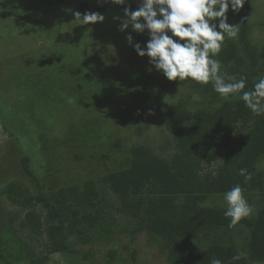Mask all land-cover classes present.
Instances as JSON below:
<instances>
[{
	"label": "trees",
	"instance_id": "trees-1",
	"mask_svg": "<svg viewBox=\"0 0 264 264\" xmlns=\"http://www.w3.org/2000/svg\"><path fill=\"white\" fill-rule=\"evenodd\" d=\"M253 1L247 0L238 14L228 12V22L238 23L239 34L235 39H227L219 56L214 57L221 61L222 69L229 75L238 79L247 77L245 90H251L253 83L264 76V42L252 41L254 27L261 25L248 20L255 12ZM124 7L135 9L137 3L117 5L109 2L102 6L80 3L75 12L104 13L123 11ZM42 33L40 30L39 36L43 37ZM147 39V32L133 34V44L140 43L143 47ZM43 43L51 45L47 40ZM44 44L33 46L30 52L34 49L43 55ZM116 45L110 54L100 52L99 56L82 58L81 67L86 60L98 65L97 68L92 63L91 68L84 71L81 68L83 72L79 67H72V63L71 67L64 65L61 61L64 51L59 47L56 48L58 54L50 58L41 55L39 61L35 52L29 53L28 58H35L37 66L41 67L38 70L36 67L35 72L42 84L39 97L43 101L61 100L64 93L65 106H71L66 110L70 112L75 107L73 103L79 105L83 100L77 95L73 97L69 90L63 92L60 84L65 85L74 77L75 86H80L84 97V92L91 95V86L97 85V95L118 105L106 103L109 107L105 109L103 119L101 115L85 119L80 127L86 128L89 123L97 126V130L99 127L117 130L111 126L113 110L128 115L134 111L136 122L129 127L131 131L125 134L119 131L121 135H131L134 140L132 143L124 141L121 135L112 136L101 128L90 139H104L107 148L103 151L124 149L121 159L106 164L113 170L98 163L90 167L91 176L83 182L54 188L46 180L40 182L32 177L27 168L28 159L22 155L24 148L13 139L12 131L5 129L9 138L7 144L12 142L16 147V152H12L17 153L13 161L17 171L12 177L4 178L0 168V195L21 213L16 220L18 230L27 234L29 241L38 243L40 250L38 256L27 251L23 257L16 258L8 248L10 246L0 240V264L25 263L28 257H31L29 264H46L52 258L69 259L70 264H91L92 253L84 251L83 246L95 239L107 241L114 237L116 228H122V234L129 239L132 264H137L138 251L134 245L141 237L166 264H211L213 259L221 260L222 264H264V115L252 114L238 94L222 99L212 90L211 83L201 85L191 79L168 81L148 63L147 57H139L132 46L127 44L123 49L120 46L123 44L115 48ZM126 57L131 60L130 64L126 63ZM58 60L62 68H58L56 75H46L47 66L54 63L58 66ZM100 60L109 64L112 60L122 61L120 65L130 66V73L126 78L121 71L111 70L109 74V71L99 69ZM101 73L108 76L103 77ZM118 76H123L124 83L128 80L126 84H130L124 85L130 91L127 100L107 89ZM31 78L27 77L28 87ZM55 87L61 91H54ZM131 88L137 92L134 94ZM163 94L168 95L166 105L159 102ZM68 99H72V104ZM121 100H124L123 104ZM90 105L94 111L93 103ZM150 111L152 114H148ZM151 120L157 121L163 132H159L161 136L156 148L150 145L147 135ZM109 122L111 127L106 125ZM102 130L103 133L106 130L104 137ZM1 147L2 144L0 153ZM81 158L82 155H75L76 161ZM241 168L247 169L251 180L246 182L238 174ZM24 177L32 179L31 188L25 185ZM235 184L244 189L253 214L229 227V219L223 215L227 207L223 193ZM238 252L245 255L240 260H233ZM107 255L113 261L115 252L111 250Z\"/></svg>",
	"mask_w": 264,
	"mask_h": 264
},
{
	"label": "rangeland",
	"instance_id": "rangeland-1",
	"mask_svg": "<svg viewBox=\"0 0 264 264\" xmlns=\"http://www.w3.org/2000/svg\"><path fill=\"white\" fill-rule=\"evenodd\" d=\"M129 2L136 3L135 0H128ZM80 3L92 6L107 4L103 3L102 0L101 2H98V0H0V129L6 134L12 131L13 139H16L17 144L24 148L22 155L28 159L27 168L32 173V177L40 182L46 180V183L54 188L81 183L91 176L90 167H94L98 163H102L103 167H108L106 164L113 163L112 160L114 159H121L124 153V149L103 151L107 148L103 144L104 139L100 141L90 139L96 133H99L101 128L104 129L105 127H99L97 130V126L89 123H86V128L80 127L85 119H93L98 115H101L103 119L106 115L105 109L109 107L106 103H109V99L97 95L95 91L99 89L97 85L96 87L91 86L93 90H91L92 97L88 95L89 92H84L86 96H89L87 98L83 96L80 86L78 84L75 86L74 77L71 80L69 79L70 81H66L65 85L61 83L60 86L63 87V92L69 90L73 93V97L77 95L78 98L83 100L79 105L73 103L75 107L70 112L66 110L71 106H65L64 93H62V96L60 95L62 99L58 101L51 98L50 102L43 101L39 97V88L42 84L35 68L37 67L38 70L41 67L37 66L34 61L35 58L29 59L28 55L35 52L39 61L42 53L36 52L34 49L33 52H30V48L32 49L33 46L36 48L38 45L42 46L43 42L47 40L48 44L51 43V45L44 44L45 49L42 51V56L46 55L50 58L59 52L56 51V48L59 47L64 51L61 53L63 59L61 61L64 62L65 66L67 64V67H71L74 64L72 67H75V69L79 67L80 70L83 68L84 71L92 63L97 68L98 65L91 62V60H86V64L81 67L79 62L82 58L90 59L99 56L100 52L110 54L114 52L116 44L115 48L118 44H123L120 46L124 49L128 44L126 36L128 34L133 36L135 33L130 28L124 32L119 31L120 22L115 20L114 17H123L122 10H111L102 13L105 17L102 23L80 25L81 22L75 19L73 15ZM252 7L255 12L253 11L249 15L248 20L261 25L254 27L252 41L261 44L264 42V0H254ZM40 30L43 31V37L39 36ZM49 36L52 38L47 39ZM130 56L133 60V55ZM125 61L127 64L131 63V60L127 57ZM56 63H58V66L55 63L47 66L46 75L49 73L57 74L58 68H62L63 65L60 64L59 60ZM70 63L72 64L70 65ZM120 63H118V60H112L110 64L101 61L99 62V69L109 71V74H111V70L121 71L126 78L130 73V66L120 65ZM83 71L81 70V72ZM101 75L103 77L108 76L106 73H101ZM27 77H32L29 79L31 83L29 87L26 86ZM113 80L114 82L107 89L121 95L120 98L126 97L127 100L130 91L125 86L130 85L129 83L126 84L128 80L124 83L123 76H118V79L114 78ZM54 89V91H61L59 87ZM131 89L134 94L137 92V89L135 91L133 88ZM174 94H177L176 91H174ZM52 95L56 96L55 94ZM167 97V94L160 96L159 102H161V105H166L165 99ZM195 99L194 97L193 100ZM123 101L121 100L122 104ZM72 102V99H68L69 104H72ZM91 102L95 108L94 111L90 108ZM109 104L118 105L115 101ZM113 111L114 114L110 118L111 126H115L118 131L105 129L112 136L120 137L121 133L119 131H122V133L129 131V127L135 124L136 118L133 114L134 111L129 115L127 112ZM106 125L110 126V122ZM106 130H104V133L103 130L101 131V136H105ZM159 132L163 134L158 122L151 120L147 135L150 139V145L154 148L159 146V136H161ZM121 137L124 141L128 140L131 143L134 140L131 135L124 136L122 134ZM75 139L79 140L75 141ZM8 140V137L7 139H0V145L2 144L0 168L3 171L4 178L12 177L17 171L13 163L14 159L17 158V153L12 152V150L16 152V147L12 142L7 144ZM72 142L76 145H73ZM94 142H97L96 146L93 145ZM75 155H82L81 160L76 161ZM83 166H86V169ZM19 169L21 170V168ZM108 169L113 170L112 167H108ZM23 179L25 185L31 188L30 182L32 179L28 177ZM20 215L21 213L8 204L0 195V240H3V244L10 246L8 248L12 250L16 258L23 257L27 251L30 254L32 252L34 256H38L40 245L29 241L26 237L27 234L18 230L17 221ZM122 230V228H116L114 237L107 241H103L101 238L95 239L88 245L83 246L84 251L90 250L92 253L89 263L132 264L130 258L132 247L129 245L128 237L122 234ZM134 247L138 251L137 264H166L155 249L146 245L145 238H139ZM111 250L115 252L113 261H110L107 255ZM30 259L31 257H28L27 262L20 264H29ZM12 264L17 263L13 261ZM46 264H70V260L52 258Z\"/></svg>",
	"mask_w": 264,
	"mask_h": 264
},
{
	"label": "clouds",
	"instance_id": "clouds-1",
	"mask_svg": "<svg viewBox=\"0 0 264 264\" xmlns=\"http://www.w3.org/2000/svg\"><path fill=\"white\" fill-rule=\"evenodd\" d=\"M101 2V0H98ZM103 3L126 5L128 0H102ZM137 7H124L119 20V31L131 29L137 34L147 32L148 39L142 47L133 44V36L128 34V45L139 57H147L148 63L168 81H192L207 85L222 99L239 95L244 106L256 116L264 115V76L257 79L251 90H245L247 77L229 75L222 69L218 57L227 39H235L239 25L229 23L228 12L238 14L247 0H135ZM80 25H94L105 19L100 12L85 11L73 13ZM247 19V18H245ZM149 71H152L150 68ZM148 114H152L151 111ZM0 139L7 134L0 129ZM238 174L245 181L252 179L247 169H239ZM227 205L223 215L229 219V227H234L242 219L251 217L253 207L244 196L240 184L233 185L223 193ZM245 254L238 252L233 260H240ZM211 264H222L213 259Z\"/></svg>",
	"mask_w": 264,
	"mask_h": 264
}]
</instances>
